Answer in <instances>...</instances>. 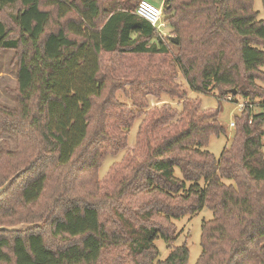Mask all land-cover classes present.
Returning <instances> with one entry per match:
<instances>
[{
	"label": "trees",
	"instance_id": "1",
	"mask_svg": "<svg viewBox=\"0 0 264 264\" xmlns=\"http://www.w3.org/2000/svg\"><path fill=\"white\" fill-rule=\"evenodd\" d=\"M141 1L0 0V13L18 7L16 31L0 19V50L18 53L17 107L0 105V134L17 151L0 148V186L21 172L0 197V227L41 224L0 232V264H188L175 221L206 208L196 264H264V20L254 0H168L174 43L136 15ZM105 55H173L190 92L223 99L236 89L247 103L230 146L220 158L206 150L225 133L220 109L202 110L175 86L167 94L181 109L129 112L103 74ZM137 79L127 85L146 88ZM139 119L126 174L104 192L105 157L128 147Z\"/></svg>",
	"mask_w": 264,
	"mask_h": 264
},
{
	"label": "rangeland",
	"instance_id": "2",
	"mask_svg": "<svg viewBox=\"0 0 264 264\" xmlns=\"http://www.w3.org/2000/svg\"><path fill=\"white\" fill-rule=\"evenodd\" d=\"M156 7H163L162 0H146ZM18 7H8L2 13H0V19L6 23V25L15 30L13 23V17ZM254 10L259 14L258 20H264V4L262 0H254ZM56 15V14H55ZM166 25L161 29L164 36L176 38V36L170 33L168 23L164 16L163 8V21ZM58 27H54L57 30ZM17 37V35H16ZM178 41V39H177ZM172 54H177V49L173 46ZM17 52L13 50H0V105L9 109H15L17 107V96L14 91L18 87V59ZM172 56H124V55H105L103 59L104 71L103 74L107 75L111 79V83L114 88H120L115 92V98L120 102L127 104L129 112L135 114H141L144 111H149L154 107H161L163 104H169L177 109H181L182 105L178 99L170 97L167 92L175 86V90H181L187 92V97L190 100L200 101L202 110H217L219 112V121L225 128V133L217 136H212L209 145L206 150L210 151L217 158H220L224 149L230 146L232 137L235 134V127H232V123H236V117L242 114L239 104H246L247 102L240 99L229 91H225L223 99H220L218 91L214 92L211 96H199L189 91L186 82L182 74L174 73L172 65ZM156 68L160 71V79L165 75L169 80L171 76H175V79L171 82L160 81L156 78L145 79L146 72L154 70ZM139 76V77H138ZM146 85L137 86L133 90L127 85L131 81H135ZM157 80V81H156ZM136 82V83H137ZM156 82L155 86L153 83ZM127 85V86H126ZM264 88V84H262ZM236 90V89H234ZM144 107V108H142ZM254 107V105H253ZM257 112V109L255 110ZM142 119L137 120L133 127L128 140V147L125 150L113 147L109 154L105 157L102 168L100 170V178L102 180L103 190L107 192L110 188L111 179L115 176H124L125 169L123 168V161L127 158V151L135 148L137 131L141 125ZM6 144V145H5ZM119 144V143H118ZM8 148L10 151H17V142L14 139L6 138L0 134V148ZM176 177L182 179V174L179 170L176 171ZM225 183L230 184L232 182L225 180ZM213 213L209 209H204L193 217H185L181 220L175 221L177 228L178 239L175 242L176 246L186 245L190 252V259L188 264H196L201 252V237H202V224L204 221L211 220ZM156 246L160 250V260H165L170 254V250L166 242L162 239L156 241Z\"/></svg>",
	"mask_w": 264,
	"mask_h": 264
},
{
	"label": "built area",
	"instance_id": "3",
	"mask_svg": "<svg viewBox=\"0 0 264 264\" xmlns=\"http://www.w3.org/2000/svg\"><path fill=\"white\" fill-rule=\"evenodd\" d=\"M168 0H162L163 7L165 2ZM163 7L159 8L155 5H152L146 0H142L137 7L136 15L140 18L148 21L158 32H161V29L166 25L163 21ZM245 104H239L241 112L244 110ZM232 127H235V123H232Z\"/></svg>",
	"mask_w": 264,
	"mask_h": 264
},
{
	"label": "water",
	"instance_id": "4",
	"mask_svg": "<svg viewBox=\"0 0 264 264\" xmlns=\"http://www.w3.org/2000/svg\"><path fill=\"white\" fill-rule=\"evenodd\" d=\"M174 43H177V39L173 38L172 40ZM230 93H233L234 95L237 94L236 90H231ZM21 175V172H18L14 177H12L10 180H8L3 186H0V197L8 192L14 181ZM41 224L34 223H22L15 226H1L0 232H9V233H16V232H27L35 227H39Z\"/></svg>",
	"mask_w": 264,
	"mask_h": 264
}]
</instances>
